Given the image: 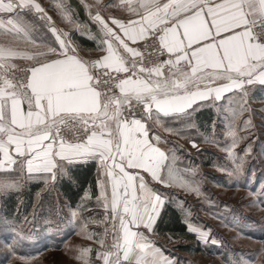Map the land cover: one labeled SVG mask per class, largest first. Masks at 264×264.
<instances>
[{"label": "snow or ice", "instance_id": "obj_1", "mask_svg": "<svg viewBox=\"0 0 264 264\" xmlns=\"http://www.w3.org/2000/svg\"><path fill=\"white\" fill-rule=\"evenodd\" d=\"M257 86L264 92V0H0L5 264H41L52 228L92 242L63 241L75 264H181L161 239L183 242L186 233L222 246L168 189L212 204L198 168L178 167L192 155L188 144L202 152L197 137L224 153L215 166L229 185L253 184L250 137L264 130V111L254 123L250 105ZM208 108L213 119L202 127L197 114ZM93 168L95 178L84 180L82 170ZM33 183L40 207L56 193L47 214L21 215L22 200L11 211L13 195ZM248 196V206L264 205V179ZM170 211L180 212L183 232L164 231ZM243 221L232 215L228 223ZM253 255L228 264H264V240Z\"/></svg>", "mask_w": 264, "mask_h": 264}, {"label": "rangeland", "instance_id": "obj_2", "mask_svg": "<svg viewBox=\"0 0 264 264\" xmlns=\"http://www.w3.org/2000/svg\"><path fill=\"white\" fill-rule=\"evenodd\" d=\"M251 108L254 111V123L261 122V115L256 114L264 111V92H261L257 87L252 92L250 99ZM202 127H207L212 122L213 112L210 108L202 110L199 116ZM219 131V129H218ZM264 130L257 129L255 136L250 139L253 142L252 157L249 158V166L255 167L256 179L252 185L247 187L241 185L240 187L229 185L227 178L215 165L224 153L214 144L202 142L201 138L197 137L198 147L202 149L201 153H197L195 148L190 144L187 147L190 149L192 155H185L181 161L178 162V167L181 169L192 164L198 168L197 179L200 181L201 191L207 197L211 198L212 204L202 201L201 197L194 193L186 192L183 195L175 194L179 200L185 202V207L191 210V217L196 226L210 225L218 237L222 238L224 244L222 246L202 247L198 252H182L175 248L176 242L167 246L169 252L178 259L181 264H228L229 259L254 261L253 253L259 247L260 242L264 240V205L258 207H250L249 202L251 197L248 196L250 188H258L260 179H264L261 171L264 170ZM165 135H168L165 133ZM170 139L179 140V143L184 144L185 140L175 136H170ZM224 141L222 140L221 143ZM35 184V183H33ZM29 188L24 189L19 193V201H24L19 206L21 215L29 214L35 211L38 215H46L48 205L55 202L56 195L53 192L51 195L45 194V200L42 202L43 207H40L36 202L34 195L27 198L26 193ZM18 195V194H17ZM36 205L34 208L33 206ZM227 206V207H225ZM17 207V205H16ZM15 207V211H16ZM14 212V210H13ZM212 212H219L221 217H227L230 220L232 215L243 218V222L238 227H232L228 220L221 217L213 216ZM55 228L49 230L50 239L46 241L48 244L45 250L41 247V254L39 259L41 264H53V231ZM3 249L0 248V252ZM195 252V253H194ZM0 264H5L3 256L0 255Z\"/></svg>", "mask_w": 264, "mask_h": 264}, {"label": "trees", "instance_id": "obj_3", "mask_svg": "<svg viewBox=\"0 0 264 264\" xmlns=\"http://www.w3.org/2000/svg\"><path fill=\"white\" fill-rule=\"evenodd\" d=\"M77 40H81L84 42V40L81 38V37H78ZM85 42H87L85 40ZM201 113H198L197 116H198V120H200L199 116H200ZM81 176L84 180L86 181H90V180H93L95 178V169H91V171L87 170V169H84L82 170L81 172ZM38 190L37 186L35 184H31L29 186V191H31V197L32 195H34V193ZM17 196L19 197V193L18 195H13L12 197V200L9 204V208L11 211H15V207H16V203H18V200H17ZM30 195L28 194L27 195V198L30 199L29 197ZM169 216L172 217V220L170 223H167L165 226H164V231L165 232H169V230H174L175 232L177 233H181L184 231V226H183V221L181 219V214L179 211H170L169 212ZM165 243H173V242H176V239L175 237L172 239V240H168L167 237H163L161 239V243L164 244ZM175 248L181 250L182 252H187V253H191L193 251L195 252H198L201 250V246H200V243L197 242V239L195 237L194 234H191V233H186L184 235V241L183 242H179V244H176L175 245ZM194 252V253H195Z\"/></svg>", "mask_w": 264, "mask_h": 264}, {"label": "crops", "instance_id": "obj_4", "mask_svg": "<svg viewBox=\"0 0 264 264\" xmlns=\"http://www.w3.org/2000/svg\"><path fill=\"white\" fill-rule=\"evenodd\" d=\"M41 2L48 4V3L53 2V0H41ZM70 2L73 5H75L77 3V0H70ZM116 11H119V10H116ZM54 19L57 21L58 26L64 27V25L60 23L58 16H54ZM81 38L84 40V42L81 40L80 41L78 40V42H80L82 45H84L87 48L94 47V44L91 40L85 39L83 37H81ZM85 40L87 42H85ZM257 87H259V86H257ZM168 191L170 193L173 192V193L179 194V195L185 194V191L183 189L175 188V187L172 189H168ZM55 195H56V193H55ZM98 211H102V210H98ZM181 219H182V217H181ZM182 221H183V219H182ZM89 227H90V229H96L97 228V226H95V225H90ZM54 233H55V229L53 231V264H75V261H73L71 259V257L68 255V252L65 249V244L63 241H65L66 239H70V242L72 244H77V245H80V244L87 245V244L92 243L91 241L84 239L82 236L77 235L75 232H73L71 234L70 238L57 236V235H54ZM163 242H164L166 248H167V246H169V244H172V243H165V241H163ZM168 254L174 256L170 252Z\"/></svg>", "mask_w": 264, "mask_h": 264}]
</instances>
